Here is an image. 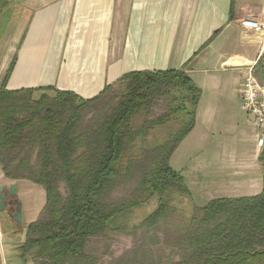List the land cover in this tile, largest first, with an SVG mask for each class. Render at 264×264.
Listing matches in <instances>:
<instances>
[{
  "label": "trees",
  "instance_id": "16d2710c",
  "mask_svg": "<svg viewBox=\"0 0 264 264\" xmlns=\"http://www.w3.org/2000/svg\"><path fill=\"white\" fill-rule=\"evenodd\" d=\"M10 69L0 87V169L45 191L40 216L25 226L23 263L96 264L95 238L165 226L161 242L177 256L166 264H264V147L260 193L193 204L189 215L173 202L190 198L169 160L195 125L201 95L183 69L130 71L86 99L52 86L7 90ZM158 130L163 138L151 140ZM154 198L156 207L132 223Z\"/></svg>",
  "mask_w": 264,
  "mask_h": 264
},
{
  "label": "crops",
  "instance_id": "0c3cea01",
  "mask_svg": "<svg viewBox=\"0 0 264 264\" xmlns=\"http://www.w3.org/2000/svg\"><path fill=\"white\" fill-rule=\"evenodd\" d=\"M6 1L0 8V87L10 65L7 90L52 86L85 99L130 71L183 69L201 90L188 135L197 137L196 148L206 146L202 163L190 171L191 191L208 201L260 193L257 131L240 108L238 88L250 64L264 86V32L240 23L264 24V0ZM7 181L17 184L18 196L29 191L23 209L17 196L25 230L44 188L10 180L0 169V184ZM2 232L0 223V264H11L17 244Z\"/></svg>",
  "mask_w": 264,
  "mask_h": 264
},
{
  "label": "rangeland",
  "instance_id": "374dc122",
  "mask_svg": "<svg viewBox=\"0 0 264 264\" xmlns=\"http://www.w3.org/2000/svg\"><path fill=\"white\" fill-rule=\"evenodd\" d=\"M99 109L101 112L102 105L96 107L95 109L89 110V115H92ZM161 112L159 107L154 109V115L159 114ZM158 136L150 135L149 138L151 140H155L157 137L162 139V135L165 133L163 130H159ZM189 134V133H188ZM187 134V135H188ZM195 134H190L185 140H182V144L173 152L172 156L170 157L169 164L170 166L175 169L176 171L180 172L183 177H185L186 182L188 183V189L190 192V198L186 197H176L173 199L176 207L182 209L184 213L187 215L191 214L193 209V204L195 205H204L208 198L207 196H199L193 193L189 179H190V171L196 169V166L199 163H202L200 160L205 155V144L199 145L197 148L193 145L196 141L197 137L193 140ZM190 143L193 146H190ZM182 148V149H181ZM192 174V173H191ZM201 175V173L199 174ZM15 183V182H14ZM19 183H23V181H19ZM9 182L7 181L4 186L7 187ZM133 183L125 184L117 187L113 190L110 195L109 199L119 198L125 195L128 190L132 187ZM192 187V188H191ZM60 190L64 191L62 185H60ZM192 190V191H191ZM192 192V194H191ZM29 191L21 190L18 196L19 200L22 202V209L25 207V203L27 198H29ZM40 189V196H39V204L40 210L38 214L34 217L35 220L40 216L42 206L45 202V195L42 193ZM189 197V196H188ZM20 202V204H21ZM156 207V198L152 199L150 202L145 204L144 206L136 209L131 216V222L135 223L142 220L149 212H151ZM23 219V218H22ZM0 223L3 228L2 236L9 237L12 234V238L14 242H16V246L12 249V256L9 258V263L11 264H35V262L28 260L26 263H23L21 257L19 256L20 246L24 240V226L22 222L20 225L14 223L12 220L6 218L4 214V210L0 211ZM177 226V223H173ZM9 225V227H8ZM170 231L171 226L168 225ZM165 228V226H164ZM163 227L160 229L155 230L152 235H144L142 236L141 232L136 233L135 235H123L118 234L112 238H104V237H97L94 239L92 243V253L96 256V264H166L167 261L173 259L175 260L177 256L175 255L174 251L170 250L169 247L164 245L161 241L164 238V230ZM14 231V232H13ZM14 246V245H13ZM2 249L0 245V250ZM11 250V249H10Z\"/></svg>",
  "mask_w": 264,
  "mask_h": 264
},
{
  "label": "built area",
  "instance_id": "2783aa9c",
  "mask_svg": "<svg viewBox=\"0 0 264 264\" xmlns=\"http://www.w3.org/2000/svg\"><path fill=\"white\" fill-rule=\"evenodd\" d=\"M241 25L256 32H264V24L252 19H242ZM240 108L252 118L257 131L256 143L264 147V86L255 76V64L247 65L246 74L238 88Z\"/></svg>",
  "mask_w": 264,
  "mask_h": 264
},
{
  "label": "water",
  "instance_id": "95a60500",
  "mask_svg": "<svg viewBox=\"0 0 264 264\" xmlns=\"http://www.w3.org/2000/svg\"><path fill=\"white\" fill-rule=\"evenodd\" d=\"M6 0H0V8H2L6 4ZM7 188V191H6ZM18 186L16 183H11L7 187L0 184V211L5 209L6 198L8 196H17ZM16 206V214L12 217V220L16 221L18 225H20L22 221L21 207L20 201L18 199L15 200Z\"/></svg>",
  "mask_w": 264,
  "mask_h": 264
},
{
  "label": "flooded vegetation",
  "instance_id": "af4514ba",
  "mask_svg": "<svg viewBox=\"0 0 264 264\" xmlns=\"http://www.w3.org/2000/svg\"><path fill=\"white\" fill-rule=\"evenodd\" d=\"M7 191V188H6ZM18 199L17 196H8L6 198V205L4 209V214L9 221L12 220V217L16 214V202L15 200ZM14 223H17L16 221L12 220Z\"/></svg>",
  "mask_w": 264,
  "mask_h": 264
}]
</instances>
